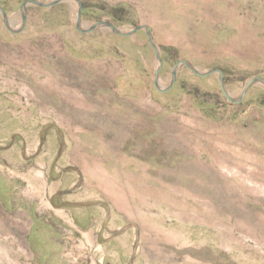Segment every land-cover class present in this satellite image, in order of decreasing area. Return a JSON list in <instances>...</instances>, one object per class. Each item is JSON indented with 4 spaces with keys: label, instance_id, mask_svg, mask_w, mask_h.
<instances>
[{
    "label": "rangeland",
    "instance_id": "obj_1",
    "mask_svg": "<svg viewBox=\"0 0 264 264\" xmlns=\"http://www.w3.org/2000/svg\"><path fill=\"white\" fill-rule=\"evenodd\" d=\"M26 1L0 0V264H30V226L61 231L77 193L118 218L98 219L103 261L79 234L84 264H264V85L242 95L264 0H78L81 29L149 28L157 86L144 29L82 33L76 1Z\"/></svg>",
    "mask_w": 264,
    "mask_h": 264
},
{
    "label": "crops",
    "instance_id": "obj_2",
    "mask_svg": "<svg viewBox=\"0 0 264 264\" xmlns=\"http://www.w3.org/2000/svg\"><path fill=\"white\" fill-rule=\"evenodd\" d=\"M109 178L107 179V183ZM58 189L57 186L52 187L49 191L54 194ZM47 192V188H46ZM93 195L87 193H77L73 198L63 200V206L59 208H52L57 213V216H61L63 219L68 220L67 226L62 228L61 231L53 230L50 226H30L26 243L31 251L30 264H84V261H78L77 258L73 259V251H84L87 245L79 240V234H82V239L94 250L101 252V260L103 261L106 252V244H97L95 247L94 239L96 236L105 237L100 234L102 229L101 221L105 218H111V225L115 226V222L118 218L116 216H110V210L105 209L104 206L90 207L91 199H94ZM69 207V209H68ZM41 215V214H40ZM94 215L97 219H93ZM41 219L42 217L39 216ZM74 218H89V227L83 230L78 229L75 225ZM100 234V235H99ZM74 236L77 239L74 240ZM80 242L82 244H80ZM71 259H73L71 261ZM79 262V263H78Z\"/></svg>",
    "mask_w": 264,
    "mask_h": 264
},
{
    "label": "water",
    "instance_id": "obj_3",
    "mask_svg": "<svg viewBox=\"0 0 264 264\" xmlns=\"http://www.w3.org/2000/svg\"><path fill=\"white\" fill-rule=\"evenodd\" d=\"M62 1H68V0H56L54 2H51V3H41V2H38L36 0H27L26 2L22 3L21 6H20V12L22 13L23 11V8L28 5V4H33V5H36L38 7H50V6H53L55 4H58ZM77 2L78 4V11H77V17H76V22H75V28L79 31V32H82V33H88V32H91L93 31L95 28L97 27H106V28H109L111 29L114 33H116L117 35H120V36H123V37H129L131 36L132 34H134L135 32H137L138 30H141V29H144L145 30V33H146V36H147V39H148V43L149 45L151 46V48L154 50L155 54H156V57L159 61V68L157 69L156 71V75H155V78H154V84L155 86L158 85V72L160 70V67H161V61H160V58L158 56V52H157V49L155 47V45L153 44L152 40H151V36H150V31H149V28L147 26H139L129 32H121L119 29H117L115 26H113L112 24L110 23H107V22H103V21H100V22H97L96 24L90 26L89 28L87 29H81L80 28V21H81V4L78 0H74ZM0 12L3 14L4 18H5V26L8 30L10 31H13L10 29L9 27V24H8V19L6 18V13L5 11L0 7ZM25 16L22 15V23L23 25L25 24ZM17 32V31H15ZM184 64L189 70H191L192 72H194L196 75L198 76H201V77H205V76H208L212 73H215L216 71L215 70H211V71H208V72H205V73H200L198 72L196 69L192 68L187 62L185 61H180L178 63H176L175 65V68L176 69L180 64ZM218 73L221 75V72L218 71ZM174 78H175V72L173 70L172 72V80L170 82V85L168 86V88L166 89H160L159 88V91H168L174 84ZM257 83H260V84H263L264 85V80L260 77H254L253 79H251L245 86V88L243 89V92H242V95H244L245 91L250 87L252 86L253 84H257ZM220 88H221V92L223 94V96L231 103H239L241 101V98H238V99H233L231 98L227 93L226 91L224 90V87H223V83H222V80L220 78Z\"/></svg>",
    "mask_w": 264,
    "mask_h": 264
}]
</instances>
